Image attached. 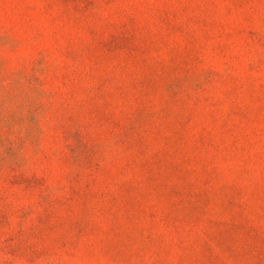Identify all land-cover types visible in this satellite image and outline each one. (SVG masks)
Instances as JSON below:
<instances>
[{
    "label": "rangeland",
    "instance_id": "1",
    "mask_svg": "<svg viewBox=\"0 0 264 264\" xmlns=\"http://www.w3.org/2000/svg\"><path fill=\"white\" fill-rule=\"evenodd\" d=\"M0 264H264V0H0Z\"/></svg>",
    "mask_w": 264,
    "mask_h": 264
}]
</instances>
